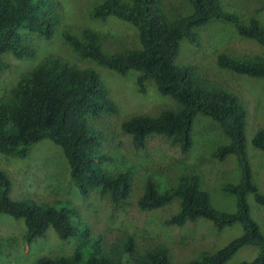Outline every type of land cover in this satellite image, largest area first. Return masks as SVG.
I'll return each mask as SVG.
<instances>
[{
  "label": "trees",
  "instance_id": "1",
  "mask_svg": "<svg viewBox=\"0 0 264 264\" xmlns=\"http://www.w3.org/2000/svg\"><path fill=\"white\" fill-rule=\"evenodd\" d=\"M58 1L0 0V73L11 68L10 57H35L34 37L49 40L57 34ZM90 15L95 20L114 17L130 24L138 46L121 45L116 50L120 41L89 29L78 35L62 30L59 37L63 42L80 59L122 77L136 72L139 93L144 94L147 83L152 82L161 96L174 102L157 106L155 115H132L119 123L132 149L144 152L160 139L185 155L194 144L196 120H208L216 126L218 139L209 154L211 160L223 163L229 156L235 160L237 182L220 187L234 196L235 211L215 210L203 178L184 166L152 171L106 145L108 131L103 123L117 113L116 104L93 69L78 68L52 55L22 73L10 89L0 94V155L23 159L33 146L48 140L61 149L69 179L80 196L105 198L111 213L125 205L138 183L135 204L139 211L175 205V211L164 221L166 225L183 227L198 219L209 221L217 231L241 225L240 237L183 264H226L248 245L258 247L257 256L237 264H264V235L251 217L247 202L252 195L264 207V195L252 181L246 152V108L237 95L223 88L209 89L197 76L196 68L176 64L182 41L194 45L198 29L212 21H223L240 37L253 41L259 51L243 57L219 54L217 67L264 79V7H255L250 17L243 18L225 11L221 0H96ZM103 44L111 53L103 51ZM251 145L262 153L264 175V130L254 135ZM11 187L8 175L0 170V214L23 220V243L30 246L49 230L60 241L79 239L70 254L42 256L33 264H171L165 244L154 237L138 241L132 234L121 233L107 239L102 231L86 223L79 207L68 199L60 196L54 204L13 200Z\"/></svg>",
  "mask_w": 264,
  "mask_h": 264
},
{
  "label": "rangeland",
  "instance_id": "2",
  "mask_svg": "<svg viewBox=\"0 0 264 264\" xmlns=\"http://www.w3.org/2000/svg\"><path fill=\"white\" fill-rule=\"evenodd\" d=\"M95 1L59 0V7H56L57 34L49 40L34 37L36 55L33 58H8L11 68L0 73V94L10 89L22 73L31 70L40 60L50 55L63 58L78 68L93 69L109 98L117 106V113L103 123L104 130L108 131L106 145L111 146V149L117 148L135 163L152 171L162 169L164 172L179 168L180 165L184 166L186 170L203 178L211 206L215 210L234 212V196L224 193L220 187L237 182L235 160L229 156L225 162L219 163L209 157L218 140L216 126L211 122L204 118L196 120L194 144L185 155H182L177 147L160 139H155L146 151L136 152L132 149L129 138L121 133L119 123L129 116L155 115L159 108L157 106L174 102L161 96L152 82L147 83L144 94L139 93L135 86L136 72L130 71L122 77L91 61L82 60L59 37L62 30L78 35L81 30L89 29L108 33L112 40L120 41L119 46L114 48L116 50L124 45L137 47L136 31L130 24L114 17H108L105 21L91 18V6ZM221 6L225 11L246 18L251 16L255 7H264V0H221ZM197 34L198 42L194 45L186 41L180 43L176 64H189L196 68L195 71L199 74L197 76L204 79L208 88H223L239 97L247 111L244 137L252 181L258 192L264 195L263 156L251 145L254 135L259 130H264V79L236 75L216 65V57L219 54L243 57L256 54L259 48L253 41L240 37L223 21H212L198 29ZM102 49L111 53L105 49L104 44ZM0 170L4 171L12 182L11 199L54 204L62 196L77 205L82 216L88 221L85 220L86 223L93 225L95 231H102L107 239L121 233L132 234L138 241L144 237L156 238V242L165 244L171 264H183L198 259L202 252L213 253L240 237L243 232L238 223L217 231L204 219L187 223L183 227L166 225L164 221L175 211V205L150 212L139 211L135 204L139 192L138 183L125 205L117 212L111 213L110 204L105 198L92 195L86 199L80 196L69 179L67 162L61 149L48 140L33 146L28 156L23 159L0 155ZM247 202L251 217L264 235V207L257 204L252 195L247 197ZM24 230L23 220H14L0 214V264H33L42 256L70 254L79 242L78 238L60 241L55 233L49 230L44 238L27 246L22 239ZM258 250L255 246H244L226 264L251 261L257 256Z\"/></svg>",
  "mask_w": 264,
  "mask_h": 264
}]
</instances>
